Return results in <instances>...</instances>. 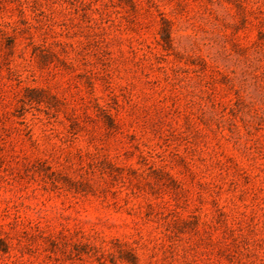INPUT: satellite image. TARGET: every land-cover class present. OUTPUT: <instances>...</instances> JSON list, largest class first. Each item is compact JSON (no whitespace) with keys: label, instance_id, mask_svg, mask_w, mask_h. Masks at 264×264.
<instances>
[{"label":"rangeland","instance_id":"374dc122","mask_svg":"<svg viewBox=\"0 0 264 264\" xmlns=\"http://www.w3.org/2000/svg\"><path fill=\"white\" fill-rule=\"evenodd\" d=\"M0 264H264V0H0Z\"/></svg>","mask_w":264,"mask_h":264}]
</instances>
